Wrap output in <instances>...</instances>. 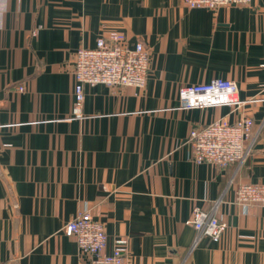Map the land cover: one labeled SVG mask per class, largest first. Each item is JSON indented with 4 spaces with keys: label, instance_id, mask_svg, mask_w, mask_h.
<instances>
[{
    "label": "crops",
    "instance_id": "0c3cea01",
    "mask_svg": "<svg viewBox=\"0 0 264 264\" xmlns=\"http://www.w3.org/2000/svg\"><path fill=\"white\" fill-rule=\"evenodd\" d=\"M109 32L148 49L145 87L86 86L76 107L73 54ZM216 78L258 101L178 108L181 86ZM240 115L253 119L243 166L189 160L190 129ZM240 183L264 184V0H0V264H80L63 228L83 210L131 264H264V207L234 204ZM222 194L221 241L196 242L192 210Z\"/></svg>",
    "mask_w": 264,
    "mask_h": 264
},
{
    "label": "built area",
    "instance_id": "2783aa9c",
    "mask_svg": "<svg viewBox=\"0 0 264 264\" xmlns=\"http://www.w3.org/2000/svg\"><path fill=\"white\" fill-rule=\"evenodd\" d=\"M189 8L216 10L226 6H243L252 0H180ZM150 72V53L141 40L131 44L119 32H109L96 40L93 48H78L73 54L72 73L75 80L74 98L76 107L84 102L86 86L104 85L112 88L145 87ZM20 92L24 91L19 87ZM179 109H205L230 107L233 110L258 100L245 101L239 98L235 82L220 78L209 83L181 86L178 92ZM253 119L240 115L233 122L226 118L190 129L189 160L194 164H210L217 168L241 167L252 155L251 138ZM232 185V181L229 182ZM226 192V191H225ZM234 204L244 208L264 207V184L240 183L234 191ZM222 196L211 209L194 207L189 223L197 232L196 242L208 237L219 243L227 229V223L218 216ZM67 236L76 239L80 264H131L128 258L127 241L117 240L109 252L108 235L104 225L94 219L89 210H83L63 228Z\"/></svg>",
    "mask_w": 264,
    "mask_h": 264
}]
</instances>
